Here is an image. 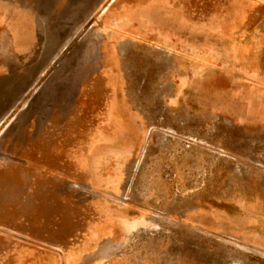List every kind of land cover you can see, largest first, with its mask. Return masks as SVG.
Wrapping results in <instances>:
<instances>
[{"label":"rangeland","instance_id":"374dc122","mask_svg":"<svg viewBox=\"0 0 264 264\" xmlns=\"http://www.w3.org/2000/svg\"><path fill=\"white\" fill-rule=\"evenodd\" d=\"M6 14L0 264H264V0Z\"/></svg>","mask_w":264,"mask_h":264},{"label":"crops","instance_id":"0c3cea01","mask_svg":"<svg viewBox=\"0 0 264 264\" xmlns=\"http://www.w3.org/2000/svg\"><path fill=\"white\" fill-rule=\"evenodd\" d=\"M7 14L5 15V18L0 17V42H1V36L3 34V36L8 37V27H7ZM1 48V46H0ZM2 61H0L1 63ZM5 63V61L3 62Z\"/></svg>","mask_w":264,"mask_h":264}]
</instances>
